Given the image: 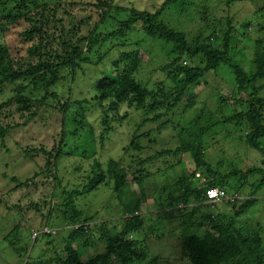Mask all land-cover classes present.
<instances>
[{"label": "trees", "instance_id": "obj_1", "mask_svg": "<svg viewBox=\"0 0 264 264\" xmlns=\"http://www.w3.org/2000/svg\"><path fill=\"white\" fill-rule=\"evenodd\" d=\"M178 1L163 0L151 12L117 5L116 0H0V94L5 90L10 93L3 100L0 98V148L11 152L6 138L16 130L40 123L46 127L47 123L51 124L49 121H52L49 128L53 129L58 120L61 126L51 137V146L35 142L18 145L25 159L35 166L30 176L3 174L16 183L13 190L16 192H34L40 176H44L45 184L53 183L52 180L56 183L50 196L37 201L27 198L25 202L21 199L6 203L0 198V205L5 203L8 210L19 213L21 220L10 234L13 238L10 246L16 255L26 259V264H165L163 256L150 254L147 244L151 238L170 237L182 242V257L192 264H264V224L259 222L260 218L252 219L249 212L253 209L250 204L255 201L237 197L230 200L235 194L258 193L264 187V178L252 189L244 190L247 173L263 169L252 167L246 173L232 167L222 172L221 164L217 162L214 166L211 162L212 150L216 149L205 139L215 128L237 122L249 129L246 143L264 153L261 142L264 94H260L264 89L260 83L264 80V39H254L246 31L251 27L250 22L233 27L232 18L224 21L208 11L202 14L186 6L188 3L181 7ZM226 1L234 4L245 0ZM78 5L90 11L87 18L76 20L69 11L68 7ZM171 7L178 9L172 11L176 17L173 14V18H167ZM261 10L263 13L264 3ZM91 18L93 24L88 20ZM110 19L114 20L113 29L107 31L106 37L119 40L133 30L144 32L156 56L145 59L142 53L145 43L140 41L143 38L131 42L120 39L104 53L92 55V47L100 44L103 33L97 30ZM234 30L242 35H233ZM16 33L22 42L15 48L11 45L14 38L10 41L8 35ZM247 42L250 49L254 47L252 61L247 58L239 61L236 56L242 54L240 46ZM244 62L249 64L246 66ZM84 64L93 71L96 66L105 65L102 72H93L89 79L95 81L89 83L91 96L80 98L76 91L73 96L68 86L66 96L63 84L67 78L76 81ZM222 68L228 69L229 78L232 75L236 86L231 94L233 113L215 121L209 117L210 124L206 125L202 117L206 102L201 101L197 113L186 118L184 114L195 108L199 97L196 89L202 84L209 85V76L215 78ZM159 74L166 76L165 81L157 82L155 89L150 88V82ZM149 77L151 81L146 82ZM240 92L246 93V97L238 96ZM95 106L99 111L94 121L103 126L98 137L97 125L88 116ZM136 114L139 120L135 119ZM59 115L61 118L55 117ZM113 121L135 124L134 131L127 129L129 144L122 148L124 153H138L129 165L123 164L126 158L121 155L104 159L98 149L104 147L114 131ZM162 130L172 132L163 139H154L162 149L155 152L157 148L151 150L144 140L150 142L151 134L162 136ZM85 138L89 142H83ZM168 138L173 140L175 148L168 145ZM170 154L173 157L167 161ZM183 154H188L195 166L189 167L181 159ZM74 155L91 161L82 187L71 190L57 182L61 180V161ZM176 160L182 169L173 176L170 172L176 173ZM150 163L157 164L158 169L152 170ZM80 166L78 171L82 170ZM154 176L160 177L161 184L160 179L151 180ZM134 185L136 192L132 190ZM210 188L224 189L228 199L208 201L205 193ZM101 189H106L118 204L119 215L98 219L80 205L81 200L90 202L97 198L101 204L112 206V199L102 203L94 195ZM53 198L60 200L53 203ZM149 203L154 205L153 211L144 210ZM221 203L232 208L221 210ZM237 204L241 205L238 210ZM34 208L41 211L37 227L28 222L30 219L24 221L25 214ZM164 222L172 223L167 224L172 228H166ZM24 224L29 225L24 234L28 242L20 246L19 225ZM58 228L61 230L57 231ZM59 231L61 250L53 239ZM41 234L44 239H40ZM32 240L31 249L42 240L40 245L43 243L42 251L46 253L40 252L34 260L31 256L26 258Z\"/></svg>", "mask_w": 264, "mask_h": 264}, {"label": "rangeland", "instance_id": "obj_2", "mask_svg": "<svg viewBox=\"0 0 264 264\" xmlns=\"http://www.w3.org/2000/svg\"><path fill=\"white\" fill-rule=\"evenodd\" d=\"M64 1H81V0H64ZM82 1L88 2L89 0H82ZM162 1L163 0H116V4L117 5L122 4L125 6L136 8L138 10H142V11L146 10V11L152 12L161 5ZM186 3H188L186 6H191V8L193 9L196 8V10L201 11L202 14L208 11L211 16H217L220 19L224 18V21L227 18H232L231 25L233 27L242 26L244 22H250L251 27L249 26L250 28H248V30L246 31H248L251 37L254 39H260V38L264 39V15H263L264 12L263 13L261 12L262 11L261 7L263 6L264 0L237 1L234 4L233 3L226 4L227 3L226 0H179L178 1V4L181 5V7L183 6V4H186ZM172 8L174 7L169 8L170 11H168V14L166 15L167 18H173L172 17L173 14H174V17H176V13L174 12L178 11V9L174 8L175 10H172ZM68 9L75 16L76 20H80L83 17L87 18V16L90 13V11L86 12L85 10H83V7L80 5L74 6L71 8L68 7ZM123 16L125 17L126 14H124ZM127 16H128V13H127ZM95 19H96V16H95ZM88 20L90 21L91 24L94 23V20L92 18ZM113 22L114 20H111V19L106 20L102 23V26L97 30V32H103V33L100 36V44H96L92 47V55L98 54L99 52L104 53L107 50V48H109L115 41L116 42L120 41V39H126L127 41L131 42L134 40H138L139 38H143L140 41L142 43L143 42L145 43L143 46L145 48L142 52L143 55L145 56V59L156 56V54L154 53V50H152L151 46H149L150 41L148 40V36L144 32L140 34L137 30H133L132 32L128 33L125 37L123 36L120 37L119 40L115 39L114 37H106L107 31H111L113 29V26H112ZM170 22L174 24L173 20H170ZM218 25H220V28H221L222 26L221 22H219ZM236 30L233 31L234 33L233 35L241 36L242 34ZM12 37L14 38V41L11 42V45L15 48L19 47L20 42L22 41L20 37L18 36V34L16 33L15 35H8V38L10 41ZM256 46L257 44L255 45V47ZM240 47L242 48L240 51L242 52V54L237 55L236 58L239 61H245V58H247V60L251 62L253 58V54H254L252 52L254 47L252 46V48L250 49L248 42L245 44H242ZM107 61L109 60L105 59V62ZM244 64L247 66L249 63L244 62ZM85 65L86 64H84L83 67H85ZM90 66L93 67L94 65H90ZM104 66H96L97 68L95 69V71H93L94 69L90 70L89 68H87V66L85 68L82 67L81 69L78 70V78L76 81L70 82L69 78H67L68 81L65 82V84H63L62 86L63 93H65V95L68 96V92L66 91V87L68 86L72 90L73 96L76 91V95H78V97L89 98L91 96L89 85L92 82H95L94 78L90 81L89 79L92 77L93 72H99V73L102 72L105 68ZM65 74H67V72H65ZM221 74H223L225 77H222ZM230 74L231 73H228L227 68L225 69L222 68L215 78H212L210 75L209 76L210 84L209 85L202 84L196 89L195 94H198L199 97L196 100L197 102L195 103V108H191V110L186 112L184 116L186 118L193 117L197 113L196 110H199L202 107L201 101L206 102V108H204V112L202 114L203 122L206 125L210 124L209 117L213 118L211 121H215V120L221 119L223 115H230L231 113H233L230 111V109H232V104L234 103V100L232 99L231 94L233 90L236 89V86L233 83L232 75H231V78H229ZM149 79L150 77L146 79V82ZM165 79H166V76L164 74H159L157 79H156V76H154V78L152 79L153 82L149 80L151 81L149 84L150 88L155 89V87L157 86V82L165 81ZM260 83L264 84V80L261 81ZM260 94L262 95L264 94V89L260 92ZM9 95L10 93L5 90V93L0 94V98L1 100H3ZM237 95L246 97V93H243V92L237 93ZM246 105L248 104L246 103L245 105H241V106L242 108H245ZM98 108L95 106V111H92L94 109L93 108L91 110L92 113L91 111L88 112L89 114L91 113L90 114L91 116L88 115L90 117L91 123L92 124L96 123L97 125L96 126L98 129L97 137H98V133H100V131L103 129V126H98L97 124L98 121L96 122L94 121V119H96L98 116L97 115L99 111ZM55 117L61 118L60 115L55 116ZM163 118H166V117H163ZM135 119L136 120L140 119L137 114L135 115ZM49 122L52 124V121H49ZM118 123L119 122H116V121L112 122L114 126V131L111 133L109 138L105 141L104 147L102 148L98 147V149L102 153V156L104 159H109L112 156L121 155V156H124V158H126L123 164L129 165V161H133L132 158H134L138 153H134L132 151H129L128 153H124L122 148L129 144L130 139H129V132L127 129L129 130L131 129L132 131H134L135 124L132 121H129L128 124H126V121L123 124H118ZM234 123L229 122L228 124L224 126L221 125L215 128L214 130H212L210 133L206 135L205 139H208V141H210L213 144L212 149H216V150H212L211 162L213 163L214 166L217 165V162L221 164V167L219 169L222 172H228L232 169V167H235L238 170L241 169L246 173L252 167H258V168L263 169V171H256L255 173H252V174L247 173L249 175L247 176L248 178H247L244 190H248V188L250 190L253 188V186H256V184L259 183L264 178V153L252 148L248 143H246V136H247V133L249 132V129H247L246 127L244 129L242 126H239L237 122H234ZM262 124L264 125V121L262 122ZM50 125L47 123V126L45 127L43 124L40 123V125L34 124L31 127H25L24 129L16 130L11 133V136L9 138L8 137L6 138V140L8 139V142H7L8 147L10 149L12 148L11 152L6 153L3 151L2 148H0V198H2L6 203H9V201L10 202L21 201V199H22L21 202H25L27 198L29 199L33 198L34 201H37L41 197H46V196L51 195L53 191L52 190L53 184H56L52 179L51 180L53 183L45 184L46 181L43 178L44 176L38 177L37 181L39 183H38L37 190H35L34 192L31 191L28 193V191H25V192L20 191V190L17 192L13 191L16 183L10 178L4 177L3 175V174H8L10 176H13V174H16L20 177L22 176L23 178H26L27 176H30L35 171L34 164L30 162L28 159H25L24 154L18 145L19 144L26 145L27 143L31 144L35 142L37 144L50 143V146H51V144L53 143V140L51 139V137H53L54 134L56 135V133L60 131L61 126H60L59 120H58V123L55 124V128L53 129L49 128ZM148 127H151V126L149 125ZM169 131L170 130H162L161 131L162 136L151 134L150 138L152 139L150 142H148L149 139L144 140L146 146H149L151 150L157 148L155 152L162 150L154 142V139L155 138L156 139L158 138V140L163 139L164 137H166ZM14 135L16 138L13 137ZM48 137H50L49 140H48ZM168 139H169L167 140L168 145L175 148V144L172 143L173 140H171L170 138ZM83 142L85 143L89 142V139L85 138ZM261 142H262V145H264V137L261 138ZM172 157L173 155L171 154L166 156L167 161H169L168 158L171 159ZM181 159L185 161V163L189 167L195 166L194 161H192V159L190 158L188 154H183L181 156ZM178 160H176L175 163L172 162L175 164V166L178 167L176 168V173L170 172V174H172L173 176H175L176 174H180L181 169H182ZM90 161H91V158L85 159L84 157L82 158L81 156L77 157V155L63 159L60 163L61 171L59 172L60 173L59 176L61 177V180L57 182L59 183V186H63V187L65 186L71 190L74 187H78V186L82 187L84 180L87 179L88 173L85 170L89 168ZM159 162H161V160ZM8 163L9 165H7ZM79 165H81L80 167H82L81 171L77 170V168H79ZM148 166H150L152 170L154 169V171H156L155 169H158L159 167L157 164H151V163L148 164ZM160 167H163V166L160 165ZM75 171L76 173H74ZM199 173L202 176L200 178H203L204 177V175H202L203 172L202 174H201V171ZM155 176L151 180L160 179V177L155 178ZM159 182L161 184L162 182L161 179L159 180ZM136 188H137L136 185L132 186V190L134 192L137 191ZM10 190H11V194H8ZM94 195L98 196L102 200V203H104V201L107 198H110L113 200L112 196L109 197V194L107 193L106 189H101L100 191L94 193ZM236 197L241 198L242 200H249V199L254 200L255 202H252L249 206L253 208L249 210L251 214V218L252 219L260 218L259 222L264 224V187L261 188L256 194H251V195L249 193H246L244 195L235 194L234 196H230V200H233ZM59 200L60 199L58 198H53L52 202L57 203ZM112 200H110L113 203L112 206L110 205L107 206V204H104V205L101 204L97 198H94L90 202L89 200L85 202H83L84 200H81V202L79 203L80 205L81 203L83 204V207L86 211L90 210L89 211L90 213H95L98 219H105V218H110L108 217V215L117 216L121 212L118 204L114 200H113L114 202ZM5 205H6L5 203L0 205V264H26V259H22L20 255H16L10 246V241L13 240L10 234L17 227L15 225H18L19 220H21L19 219V215H18L19 213L8 210V208ZM147 205L148 206H146V209L144 210L147 211L150 208H151L150 209L151 211L154 210V205L152 203H149ZM224 205H225V208H224L225 210H230L232 208V205L227 204L229 207L228 206L226 207V204L221 203L220 204L221 210ZM240 206H241L240 204H237L236 210H238ZM34 211H29L28 214H25L26 218H24V221L25 220L28 221L30 219L28 222H30L31 224L37 227L41 221V215H40L41 211L36 210L35 208H34ZM56 212H57V209H55L53 212L54 220L57 219L55 218ZM240 214H242V212H240L239 215ZM244 216H247V215H244ZM246 218H249V217H246ZM255 221L256 220L254 219L253 221L254 225L256 224ZM164 223H166L164 225L166 228L169 227V225L167 227V224L172 225V223H169V222H164ZM19 226L21 227L20 233L22 234L20 235L22 239L20 238L19 244L20 246H24V245L26 246L28 239L26 235L24 234L28 232L29 225L24 224L22 225L24 227H22L21 225ZM159 226H160L159 231H161L162 230L161 225ZM169 228L171 229L172 227L170 226ZM58 230H61V229L58 228L57 231ZM159 231H156V232H159ZM61 234L62 233L59 231L53 237V239H55V246H57L59 250L63 248V245L60 244L62 242H59L62 237ZM44 238L45 236L41 234L40 239H44ZM41 241L42 240L36 243L33 249H31V246L34 244V241L32 240V242L29 244L30 247H29L26 258L31 256V259L34 260L40 254V252H42L44 255L46 254L45 252L42 251L43 243L40 245ZM181 244L182 242L179 239L176 240V237H170V238H161V240H157L156 238H151L149 239V243L147 245H148V249L151 255H161L166 259L165 264H192L191 262H189L188 259H185L182 257ZM51 247L52 246H49V248ZM52 249L54 250V248Z\"/></svg>", "mask_w": 264, "mask_h": 264}, {"label": "built area", "instance_id": "obj_3", "mask_svg": "<svg viewBox=\"0 0 264 264\" xmlns=\"http://www.w3.org/2000/svg\"><path fill=\"white\" fill-rule=\"evenodd\" d=\"M205 196L210 202H222L228 199L227 193L221 188H210L206 190Z\"/></svg>", "mask_w": 264, "mask_h": 264}, {"label": "crops", "instance_id": "obj_4", "mask_svg": "<svg viewBox=\"0 0 264 264\" xmlns=\"http://www.w3.org/2000/svg\"><path fill=\"white\" fill-rule=\"evenodd\" d=\"M225 208V205L223 206V208L222 209H224Z\"/></svg>", "mask_w": 264, "mask_h": 264}]
</instances>
